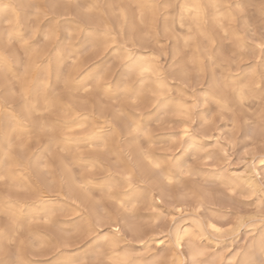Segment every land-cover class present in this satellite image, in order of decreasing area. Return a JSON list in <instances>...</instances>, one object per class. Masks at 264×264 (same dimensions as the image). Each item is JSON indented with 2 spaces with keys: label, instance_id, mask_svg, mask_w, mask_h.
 Listing matches in <instances>:
<instances>
[{
  "label": "rangeland",
  "instance_id": "1",
  "mask_svg": "<svg viewBox=\"0 0 264 264\" xmlns=\"http://www.w3.org/2000/svg\"><path fill=\"white\" fill-rule=\"evenodd\" d=\"M105 1L102 0L104 5ZM113 1L117 2V0ZM119 1L122 5L127 4L134 13L136 30L145 40L144 50L159 68L162 79L170 85L167 90L170 95L167 99L173 106L166 112L159 104L145 103L143 105L142 112L135 114L136 123L141 128H151L152 132L150 139H141L139 143L144 149H147L150 144L154 145L152 155L156 157L164 155L159 151L161 147L166 148L173 141L179 140L173 155L175 163L163 174L151 171L147 162L142 159L141 152L137 153L134 150L135 138L129 135L126 119L121 118L119 121L115 119V102L120 98L118 94L123 89V87L116 88V83H126L128 77L126 62L122 54L114 48L115 44H104L106 41L103 39L104 41L100 40L102 45L88 46L87 41L92 28L84 25L76 15L65 14L57 17L53 12L26 14L19 36L12 37L15 55L9 59L15 62V58H18L20 62L22 60L24 62L27 58L25 50L37 36L40 37L41 43H49L53 52L59 43L66 55V61L62 66V73H64H61L58 81L50 80L48 86H52V91L65 105L70 104L79 109L84 107L88 111H97L102 105L104 115L98 118V125L105 127L103 130L116 137L114 143L116 148L112 153L107 145L101 142L94 141L91 145L87 134L92 126L64 128L62 126L64 123L59 121L68 119L70 114L61 112L57 105L49 108L50 110L35 111L33 119L28 122L20 136L12 132L14 142L26 144L27 159L34 160L39 154L40 166L35 167L31 164L30 176L27 179L20 171H16L20 169V166L13 167L14 181L8 175L0 177V234H3L0 236V248L7 246L8 239L13 237L16 239V243L11 246V251L7 255L0 253V261L19 259L23 264H62L64 261L77 258L88 260L93 253L109 248L104 236L109 235L117 227L120 229L118 235L123 240L121 245L131 249L129 251L133 256L150 259L154 255L158 264H165L169 255L171 256L175 251L170 250L174 232L188 226L196 228L197 220H201L203 224L213 222L218 227L228 228L237 221L238 217L255 211L247 202L234 203L231 192L235 191L236 199L242 200L249 193L240 190V186L243 185L241 178L249 176L253 171L264 174V163H261V152L264 151V129L260 127V112L264 105L257 91L253 93L256 99L249 100L244 108L240 109L236 106V101L231 94L222 95L212 85L214 81L224 76H228L234 84L246 83V76L252 70L249 65L258 70L259 59L252 61L244 56V63L238 68L236 65L222 64L219 59H203L202 63H193L194 57L202 58L205 55L203 49L209 46L205 37H211L216 41V47L212 49L214 52L223 51L229 54L236 51L233 44L237 37L243 38L242 27L239 31H233L232 26L225 20L224 26L228 29V35L225 36L224 31L212 20L210 8H207V18L202 30H197L187 17L181 27L177 19L179 8L173 0H154L153 13H147V15L145 13L143 21L142 17L139 18L137 4L130 0ZM221 2L227 5L234 3L235 0H221ZM250 2L258 5L260 0H250ZM223 8L226 17L229 16L230 10L226 6ZM116 12L120 15V10ZM244 15L246 19L259 23L258 7L246 9ZM4 20L5 18L0 20L1 30L16 28L14 19L10 20L11 24ZM166 23L170 28H166ZM190 27L193 29L191 33L193 39L186 44L185 36L189 35ZM49 31L53 33V36L46 40L43 34ZM200 31L205 36L200 35ZM30 36L32 38L29 40ZM20 37L29 41L23 48L20 47L22 43ZM122 41L120 36L121 44ZM239 58V56L234 57V59ZM95 64L108 71V76L103 81L106 87L101 93L102 100L94 92H85V89L92 87L95 82L92 77L88 80V86L83 89H77L75 85L71 86L68 82L72 76L70 70L76 65L82 66L80 69L83 70L82 74L77 78L80 81L87 77L88 71ZM185 73L190 75L185 77ZM9 75L11 80H14L15 77L13 78L10 73ZM26 79L33 80L32 76H27ZM257 81L259 82L258 77ZM145 87L144 91L150 93L154 91L155 84L148 81ZM13 89L20 90L18 86ZM3 95L5 96V93L1 88L0 98ZM177 101L194 106V123L185 125L179 122V117L172 115ZM221 101L226 103L222 104ZM229 109H235L239 115H234ZM204 119H212V124L204 125ZM40 120L54 122L53 132L59 139L63 137L80 139L69 141L70 147L68 146L67 150L61 148L60 143L51 147L49 145L51 130L42 127ZM250 125L255 128V135L251 140H249ZM184 127L189 128L191 136L180 139L177 134ZM73 143L74 146H72ZM245 148L250 150L248 155H244ZM19 150H14V154L20 156ZM225 153L227 156L224 155ZM23 159L25 158H20V160ZM179 160L183 163L181 164ZM203 160H208L211 166L198 162ZM140 161L148 170L145 175L139 167ZM190 163L193 165L190 175L180 180L184 168ZM45 164L48 167L42 170ZM129 168L142 179L136 181V184L144 189H151L150 193H144L138 200L125 202L122 198H125L127 187L124 181L119 180L115 199L124 207L118 208L113 204H105L101 209L96 200L99 199L101 192L107 191L104 184L114 177V179H125V176H130ZM89 169L93 172L89 173ZM69 173L80 180L79 183H85L81 179L87 181L91 176V183L87 187L88 192L95 199H89L86 196L80 199L72 196L67 190L66 180ZM166 179L177 182L169 184ZM255 179L258 182L259 177ZM41 196H46L50 202L51 211L44 208L37 216L28 217L25 212L27 204H35ZM18 200L24 202L21 208L14 207L13 202ZM133 205L136 206L134 213L127 212L126 209L132 208ZM178 209H183V212ZM48 217H51V223L48 225L30 224L33 220L39 221ZM10 219L15 220L18 228L9 224ZM221 221H227V223H221ZM133 226H136L137 231L133 229ZM17 231L19 235H16ZM260 231L261 225L257 220L245 223L234 233L230 232L220 236L219 239L210 236L207 231L201 232V243L204 246L208 245L207 256L204 259L220 260L223 264H229L234 258L239 260L240 257L236 254L246 249L252 240L260 235ZM141 239L152 240L144 246L138 242ZM182 251L185 258L187 251L185 245Z\"/></svg>",
  "mask_w": 264,
  "mask_h": 264
},
{
  "label": "snow or ice",
  "instance_id": "2",
  "mask_svg": "<svg viewBox=\"0 0 264 264\" xmlns=\"http://www.w3.org/2000/svg\"><path fill=\"white\" fill-rule=\"evenodd\" d=\"M227 7L229 11V16L225 17L223 14H219V9L221 7ZM10 7V6H6ZM29 8L33 9L36 13L40 12V6L36 4L28 5ZM72 7L77 10L78 19L87 23L90 28L96 30L97 34L105 39H113L112 32L114 29L112 26L100 19L97 15L98 6L95 3H82L80 0H57V2L50 5L51 9L56 8H68ZM182 9L181 15V27H183V21L185 16L183 13L187 14V18L192 22L193 26L199 30L203 17L205 14V9L210 8L215 10L218 15L216 17L218 26L224 31L225 36L228 35V29L225 28V20L228 24L232 26L233 31H239L242 27L243 38L237 37L233 47L236 51H232L229 54H225L223 51H213L212 49L216 47V41L211 37H205L208 40L209 46L203 49L205 54L202 58H193V63L201 62L203 59L215 60L219 59L222 64L225 65H236L237 68L240 64L244 63L243 57L247 56L250 60L255 61L259 59L258 70L256 67L249 65L252 68L251 72L246 76V83L243 84H234L228 76L214 81L212 87L221 93L222 95L231 94L236 101V106L240 109H243L245 104L249 100L256 99L254 92H259L260 100L262 105H264V0H260V3L254 4L250 0H235L234 3H228L224 5L221 3V0H208V4L204 5L200 0H193L191 4L185 2L183 5H180ZM259 8L260 18L259 23L250 21V19L245 18V10L252 8ZM123 16V14H122ZM123 19L126 21L127 17L123 16ZM11 24L12 21H9ZM192 27L189 28V35L185 37V43L193 39ZM133 31H135V26H133ZM35 33L33 32V35ZM204 35L203 32L199 33ZM53 36L50 33L45 39H51ZM32 37H29V40ZM22 43L20 47L23 48L28 44V40H24L23 37H20ZM0 47L3 51V60L4 62L0 64V74H3L5 80L9 85L13 87L18 86L19 91L12 90L10 92V99L16 101L17 98L22 102L21 111L18 113H13L11 119L13 121H20L28 119L36 105L40 103L41 93L44 89L47 88V80L38 82V77L33 80H27L28 76L27 68L23 76H16L14 80H7L9 75L8 69V60L10 57L15 55V50L13 48V38L11 33L8 38L0 42ZM125 52L127 53L124 57L126 66L128 67V77L127 82L124 84L122 92L119 95V99L115 102L116 107L115 119L118 121L121 118H125L129 126V135L135 138L133 146L140 150L142 159L147 162L149 169L157 174H163L169 167H171L175 161L173 159L174 152L176 147L179 144V140L173 141L172 144L168 147H161L159 151L163 153L162 156L153 157L152 152L155 148L154 145H149L147 149L141 147L139 141L141 139H150L151 137V128H141L135 119V114L142 112L143 105L145 103L149 104H159L163 110L166 112L169 111L173 106L169 104L168 97L169 92L162 83V74L159 68L152 64L149 65L148 62L143 57H136L131 54V50L127 49L125 46ZM239 56V59H234V57ZM185 77H188L190 74L185 73ZM257 77L259 83H257ZM104 77L101 76L95 80L92 84V87L86 88L85 92H94L95 95L102 100L103 92L106 84L103 83ZM152 81L157 85L154 91L146 93L144 91V85L146 82ZM38 82V83H37ZM67 83V81H66ZM135 85V86H133ZM31 97V99H30ZM214 98V97H213ZM207 102V98H206ZM47 104L48 101L45 100ZM222 104H225L226 101H221ZM193 107L192 105H185L183 102H177L174 105V110H172V115L179 117L180 123L185 125L194 123L193 118ZM50 110V109H46ZM233 111L234 115H239L235 109H229ZM163 123V121H160ZM212 124V119H204V125ZM135 125V126H133ZM260 127L264 129V107L261 108L260 112ZM180 139L183 137L191 136V132L188 127H184L180 133L177 134ZM255 135V128L250 125L249 131V140L252 136ZM26 146L24 142H14L9 141L7 147L4 151L5 160L11 157L14 154V150L23 149ZM249 149L245 148L244 155L249 154ZM227 156V153L224 154ZM195 161V158H193ZM204 165H209L208 160L198 161ZM181 163H183L181 161ZM261 163H264V151L261 152ZM48 167L47 164L44 165L42 170H46ZM193 165L190 163L184 168V173L180 177V180L184 179V176L190 175ZM89 173H92L93 170L89 169ZM256 177H259L258 182H256ZM125 181L131 183L132 177L125 176ZM243 180V185L240 186L242 192H247L249 195L243 197L242 200H237V193L235 191L231 192V197L233 198L234 203H243L247 202L252 205L255 211L246 216L238 217L237 221L234 224H231L228 228L218 227L216 223H205L203 225L197 222V226L200 228L201 232L207 231L210 236L219 238L220 236H225L228 233H234L238 228H240L245 223H250L253 221H259L261 225V231L259 235L258 250L257 246L254 245L253 249H243L241 252L236 255L240 257L239 260H234L229 262V264H264V174L255 173L254 171L250 173L249 176H244L241 178ZM177 181L169 180V184L176 183ZM91 183V176L88 177L85 183H80L76 185V188L81 190L84 195L89 199H95L88 192L87 185ZM114 189H108L107 191L101 192L99 199L96 200L97 205L103 209L105 204H113L118 208H123L122 204H119L116 201L114 196ZM135 205L132 208L126 209L129 213H134ZM178 211L183 212V209H178ZM51 223V217L43 220H33L30 224H44L48 225ZM103 223V220H101ZM221 223H227V221H221ZM9 224L12 227H17L15 220L10 219ZM209 229L211 231H209ZM118 231V230H117ZM16 235H19L17 231ZM185 236L190 234L185 232ZM16 243L15 237L7 240V246L0 248V253L7 255L11 251V246ZM176 247L179 250L181 248V237L178 235L176 239ZM117 245L113 243L111 247L101 249L100 251L92 254L88 260L75 259L67 260L62 262V264H125V260L113 259L115 255V249ZM207 256V251L193 243L191 241L187 244V253L185 258L176 259L173 258L171 264H223L220 260L209 261L204 259ZM0 264H23L19 259L13 261H0ZM130 264V262H129Z\"/></svg>",
  "mask_w": 264,
  "mask_h": 264
},
{
  "label": "bare ground",
  "instance_id": "3",
  "mask_svg": "<svg viewBox=\"0 0 264 264\" xmlns=\"http://www.w3.org/2000/svg\"><path fill=\"white\" fill-rule=\"evenodd\" d=\"M130 1L132 3H134V4H137V6H138L137 10H139L138 13L140 14V16L138 15L139 18L142 17V19H143L145 13H146V15H147V13L148 14L149 13H153L154 0H130ZM55 2H57V0H0V20L2 18H5L4 21H10L11 19H14L15 22H16V28H17V29L16 28L15 29H8V30H1L0 29V42L6 40L10 33H11L12 37L19 36V31L22 29V25L24 24L25 15L29 14L30 12L36 13L33 9L29 8L28 5H31V4L39 5L40 6V12L39 13H43V14L53 12V13H55L57 15V17L65 15V14H71V15H76L77 16V10L75 8H72V7L51 9L50 5L55 3ZM80 2H82V3H95L98 6L96 15L100 19H103L104 21L109 23L112 26V28L114 29V31L112 32L113 39H105L104 37L98 38V37H101V36H99L97 34L96 30L92 29L90 31L91 33H90V36H89V40L87 41V45L88 46H97V45L99 46V44H101L100 42L103 39H105L106 43L104 42V44H107V43L108 44H115L114 48H116V50H118L122 54L123 57H125V55L127 54L125 52V46H126L127 49L131 50V54H133L134 56L143 57V58H145V60L148 62L149 65H152V64L155 65L153 60H151L147 56V53H146L147 51L145 52V50H144L145 49V46H144L145 40L143 39L142 35L140 34V32L138 30H136V27H135V31H133V26H135L134 13L130 10V8L128 7L127 4L126 5H122L119 0H117V2H115L113 0L105 1V3H106L105 5L102 3V0H81ZM174 2L178 5V8H179V10H178L179 13H178L177 19H178V22L181 24L182 23V21H181L182 9H181L180 5H183L185 2L191 4L193 2V0H173V3ZM200 2L202 4H204V5L208 4V0H200ZM6 6H10V7H6ZM155 7H156V5H155ZM117 10H120V15L117 14V12H116ZM210 10H211L212 20L216 24H218L217 23V19H216L218 13L215 10H213V9H210ZM122 14H123V16L127 17L126 21L123 19ZM183 14H184V16L186 18L187 14L186 13H183ZM219 14H223L226 17V13L224 12V8L223 7H221L219 9ZM206 18H207V8L205 9V14H204L203 21L201 23V26H200L199 30L203 29V24H204V21L206 20ZM143 21H144V19H143ZM82 23L84 25H86L87 27L89 26L87 23H85L83 21H82ZM167 23H166V28L168 29V28H170V26ZM164 29H165V27H164ZM50 33H52V32H50V31L49 32H45L43 34V36L46 37ZM120 36L122 37V40H123L122 44L120 43ZM40 40H41L40 37H38V36L34 37L33 41L31 42V45L29 47H27L26 50H25L27 58H26V60L24 62L22 60L23 63L20 62L18 58H15V62L10 60V59L8 60L9 73L12 74L13 78L16 77V76H23L24 73H25V69L27 68L28 76H32V79H35V78L38 77V82L44 81L45 79L47 80V88L44 89L43 92L41 93L40 103L36 105L35 109L33 110L31 116L28 119L20 120V121H13L11 119L13 113H18V112L21 111L22 102L18 98H17L16 101H13V100L10 99V92L12 90H14L13 86L9 85L7 83V81L5 80V77H4L3 74H0V89L3 88V91L5 93V96L3 95L0 98V177L8 175V176H10V178L13 181L15 179V176H14L15 175V170L13 168L14 166H20V169L16 170V171H20V173L23 174V176L26 179L30 176V171L29 170H30L31 164L33 166H35V167H39L40 166L39 156H38L39 154L35 157L34 160L32 159L33 161L27 159V155H26V151H25L26 147H24L23 149L19 150V153L21 154L20 156H18L16 154H13L7 160H5V157H4V151H5L6 147H7V143L9 141H13L12 132H16L17 135L20 136L25 131V129H26L27 125H28V122L33 119V113L35 111L39 112V111H42V110H45V109H49V108H51L54 105H57V108H59V110H61V112L63 111L66 114H70V117L68 119H60V121H59V122H63L64 123L62 125L64 128H73L75 126H78V127L80 126L81 127V126H84V125L92 126V127H90V129L88 131V134H87V137H88L87 139L91 140L90 144H91V142H94V141L95 142H101L102 144L107 145L108 150L110 152H112V153L115 152V148H116L115 145H114V143L116 142V137H114L113 134H109L110 132L108 133L105 130H103L105 127H102V126L98 125L99 124L98 118L100 116L104 115L103 114V112H104L103 109L104 108L102 107L101 104H100L101 106L98 107L97 111H88L84 107H81L80 108L81 110H80L79 108H76L73 105H70V104H68V105L66 104L65 105V104H63L61 102V100L52 91V86L51 87L48 86V82L50 80L54 79L55 81H58L60 79L61 73L63 71L62 66H63L64 62L66 61V55L63 52V50L61 49V46H60L59 43H57V46H56L57 48L53 52L50 49V44L49 43H47V44H46V42L45 43H43V42L41 43ZM70 51L73 52V50H70ZM3 62H4V60H3V51H2V47H0V64H2ZM81 68H82L81 65H79V66L76 65V67L74 69L72 68L70 70L72 76L68 80V82L71 83V86L75 85L77 89H83V88L87 87L88 86V80H89L90 77H92L94 80H96V79H98L101 76H103L104 79H106L107 76H108L107 69H104V67L98 66V65L95 64L88 71L87 77L84 78L83 80L79 81V80H77V78L79 76H81V74H82L83 70L81 71L80 70ZM125 68H126V75H128V67L126 66ZM87 69H89V68H87ZM7 80H11V76L10 75H8ZM162 83L164 84V86H165V88L167 90L170 88L169 83L165 79H162ZM124 84H125V82H123V83L117 82L116 83V88L124 87ZM156 87H157V85L155 84V88H153V90H155ZM145 88L146 87L144 85V89ZM210 95H211V93H210ZM30 99H31V97H30ZM45 100L48 101L47 104L45 103ZM82 110H84V111H82ZM105 110H107V109H105ZM113 113H111V114H113ZM112 116H111V118H112ZM40 122H41L40 125L42 127L49 128V130H51V136L49 138L50 139V144L49 145L51 147L53 145L55 146V145H58L60 143L61 144V148L67 150L68 146L70 145V144H68L69 141L73 142L74 140L78 141L80 139V138L78 139V138H72V137H63L62 139H59L58 137L55 136V133L53 132V130H54V122H50V121H47V120H42V121L40 120ZM193 135H194V133H193ZM92 144H94V143H92ZM72 146H74V143H73ZM49 149H50V147H49ZM105 150H106V148H105ZM134 150L137 153L140 152L137 148H134ZM21 157L25 158V159L20 160ZM81 161H82V159H81ZM180 162H178V163H180ZM63 165H64V169H65V164H63ZM139 167L141 168V172L143 173V175H145L148 170L144 166L142 161L139 162ZM174 170H176V169H174ZM129 174L132 177L131 183H128V182L125 181V179H121V178L120 179L119 178L114 179L115 178L114 177L112 179H109L104 184V187L107 190L108 189H114V193L113 194H114V196H116V194L118 192L117 189H118L119 184H120L119 182L120 181H124V183H125V185L127 187V193L125 195V198H122V200L125 201V202H128V201L132 202L134 200H138V198L143 196L144 193H150L151 189H147V188L144 189V188H142L141 185H137L136 184V181L138 182V181H141L142 179L138 178V176L133 172V170L131 168H129ZM67 175H68L67 180L65 179L67 181V190L72 194V196L74 195L75 198L79 197L80 199H84L85 198L84 193L81 190L76 188V185L80 184L79 183L80 180H78L73 175H71V173H69ZM124 175H125V173H124ZM166 176L170 178L169 175H166ZM164 177L165 176H163V178ZM81 181L86 182L85 180H82V179H81ZM167 182H168V180H167ZM147 190L149 192H147ZM118 199H120V198H118ZM75 200L77 201V199H75ZM23 203H24L23 201H19V200L17 202H13L14 207H17V208H21L23 206ZM49 203L50 202L48 201L46 196H41L40 199L37 200V202L35 204H33V205L27 204L26 211H25L26 215L28 217H30V218L31 217H35V216H37L39 214V211L44 209V208H48L49 212H50L51 211L50 210L51 207H50ZM197 209H198V207H197ZM199 216H201V215H199ZM205 221H206V219H205ZM197 222H199V224L203 225V222L201 220H197L196 223H195V227L196 228L193 227L194 228L193 229V228H190L187 225L188 227H185L181 231L174 232V234H173V245L170 247V250H175V251L171 254V256L169 255V258H168V260L166 261L165 264H171L173 258L183 259L184 257H183V251L182 250L184 248V245L187 247V244H188L189 241H191V243H193V244H195V245H197V246H199V247H201V248L206 250V247L208 245L204 246L201 243V238H200L201 237V231H200V228L197 226ZM179 225H180V223H179ZM136 226H133V229L135 231H137ZM190 226H193V225H190ZM119 232H120V229L116 227L113 232H111L109 235H105L104 236V238L106 239V244H107L108 247H111V245L113 243H115L117 245V247L115 249V255H114L113 259H117L118 258V259H121V260H125V264H129V262H130V264H158V261L155 258L156 256H154V255L150 259L141 258V257L139 258V257L133 256L132 253L129 251L131 249H128L126 245H121L123 240L119 237V235H118ZM185 232L189 233L190 235L189 236H185L184 235ZM1 235H3V234H0V236ZM169 235H170V233H169ZM178 235L181 237V248L179 250L177 249L176 243H175ZM151 237H153V236H151ZM215 238H217V237H215ZM151 240L152 239H149V240L141 239V240H138V242L141 245L145 246ZM258 242H259V236L254 238L246 249H250L251 250V249L254 248V245H255V246H257V250H258ZM136 246H138V245H136ZM149 252H150V250H149ZM186 253H187V251H186ZM59 260H60V258H59ZM211 261H212V259H211Z\"/></svg>",
  "mask_w": 264,
  "mask_h": 264
}]
</instances>
